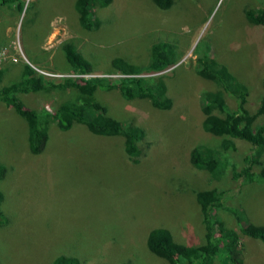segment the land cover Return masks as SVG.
Here are the masks:
<instances>
[{
  "label": "rangeland",
  "instance_id": "rangeland-1",
  "mask_svg": "<svg viewBox=\"0 0 264 264\" xmlns=\"http://www.w3.org/2000/svg\"><path fill=\"white\" fill-rule=\"evenodd\" d=\"M263 4L173 0L159 8L152 0H111L94 7L93 27L86 30L77 22L73 0H0V85L18 79L23 63L46 80L76 75L64 59L65 42L90 63L92 70L83 77L115 75V57L144 67L156 42L168 44L167 53L175 56L170 66L148 74L161 77L172 101L167 109L146 99L122 98L115 89L93 93L109 115L141 127L133 161L125 156L121 137L99 136L79 123L62 131L50 119L41 152L30 154L26 120L0 102L5 169L0 264H49L58 254L75 256L78 264H167L147 250L145 231L164 227L176 242L199 244L204 228L194 193L212 187L231 189L213 215L237 233L234 261L264 264V245L238 225H264V181L237 184L227 171L214 177L188 161L194 145L216 147L221 138L200 126V94L215 85L195 74V55L208 52L224 65L246 88V110L256 123L264 121V110L258 112L264 97V25L244 16ZM18 99L26 108L53 111L77 94L53 89L19 93ZM234 144V151L218 157L226 156V163L238 168L249 148L242 140ZM259 160L264 166V147ZM219 244L212 264H230Z\"/></svg>",
  "mask_w": 264,
  "mask_h": 264
},
{
  "label": "trees",
  "instance_id": "trees-1",
  "mask_svg": "<svg viewBox=\"0 0 264 264\" xmlns=\"http://www.w3.org/2000/svg\"><path fill=\"white\" fill-rule=\"evenodd\" d=\"M111 0H73V9L78 24L84 29H91L95 21L94 7L106 6ZM159 8H166L173 0H152ZM20 9V5L18 6ZM246 21L255 25H264V4L256 9L244 12ZM171 45V44H170ZM64 59L69 68L76 73L73 76L61 77L59 81L46 80L36 75L34 70L23 63L18 79L6 85H0V102L11 107L26 120L27 147L30 154L41 152L47 139L49 119L55 122L59 130H67L72 124L79 123L96 135L119 136L122 138L123 151L130 161L135 160L139 153L138 142L141 140L142 129L130 121L113 117L106 112V107L93 98L97 89L116 90L125 99H146L150 105L159 109H167L171 98L165 94V86L160 76L154 78L149 73H156L170 66L175 56L167 53L169 45L156 42L150 45V59L144 67L131 64L123 58L111 60L115 75H82L88 74L92 68L90 63L76 50L71 42L61 45ZM209 53L195 55L194 72L199 77L211 81L214 89L204 90L200 94V126L204 132L221 137L218 146L207 144L194 145L188 153L190 165L197 170H204L217 177L228 172L229 179L237 184L264 181V166L259 156L264 147V121L256 123L255 115L250 114L245 106L246 88L224 65L215 62ZM146 75V76H145ZM68 90L76 92L77 99L61 101L53 111L44 107L41 111L26 108L18 99L19 93L50 90ZM225 96L233 101L229 107ZM264 110V97L258 112ZM235 140L248 143L249 151L240 155L239 167L226 163V156L218 157V153L235 150ZM0 163V176L5 169ZM231 189L215 187L200 189L194 193L198 204L201 222L204 228L203 240L189 246L173 240L170 231L164 227H148L145 236L147 250L156 257L162 258L167 264H212L215 254L222 243V250L227 251L230 264L234 254L238 255L237 233L225 228L213 215L215 207L221 206ZM1 199V196H0ZM2 210L0 208V214ZM239 223V231L259 240L264 245V225ZM150 228V229H149ZM144 233V234H145ZM219 242V243H218ZM233 248L236 250L233 252ZM234 262V263H233ZM49 264H78L75 256L58 254Z\"/></svg>",
  "mask_w": 264,
  "mask_h": 264
}]
</instances>
